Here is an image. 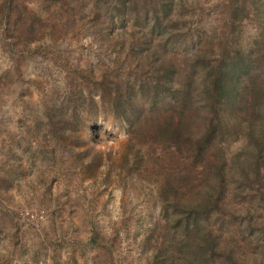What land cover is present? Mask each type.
Here are the masks:
<instances>
[{
  "label": "rangeland",
  "instance_id": "1",
  "mask_svg": "<svg viewBox=\"0 0 264 264\" xmlns=\"http://www.w3.org/2000/svg\"><path fill=\"white\" fill-rule=\"evenodd\" d=\"M197 1L176 0V10L189 20L203 7L197 25L212 31L223 0ZM121 5L0 0V264H147L152 256L147 238L165 223L164 171L184 159L150 140L132 147L116 109V83L151 74L138 70L153 19L121 20ZM262 21H245L246 42ZM243 142L231 137L228 153Z\"/></svg>",
  "mask_w": 264,
  "mask_h": 264
},
{
  "label": "trees",
  "instance_id": "2",
  "mask_svg": "<svg viewBox=\"0 0 264 264\" xmlns=\"http://www.w3.org/2000/svg\"><path fill=\"white\" fill-rule=\"evenodd\" d=\"M129 1L120 19H153L138 70L151 74L116 83V109L132 147L150 140L184 159L164 171L165 223L147 238V264H264V0H223L209 32L197 25L203 7L185 20L176 0ZM252 14L262 30L248 43ZM231 137L244 140L233 154Z\"/></svg>",
  "mask_w": 264,
  "mask_h": 264
}]
</instances>
